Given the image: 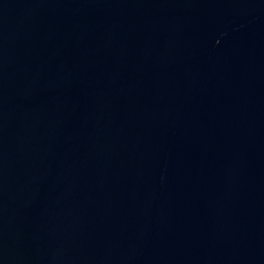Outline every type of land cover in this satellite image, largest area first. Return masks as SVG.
Returning a JSON list of instances; mask_svg holds the SVG:
<instances>
[{"label":"water","instance_id":"95a60500","mask_svg":"<svg viewBox=\"0 0 264 264\" xmlns=\"http://www.w3.org/2000/svg\"><path fill=\"white\" fill-rule=\"evenodd\" d=\"M0 264H264V0H0Z\"/></svg>","mask_w":264,"mask_h":264}]
</instances>
